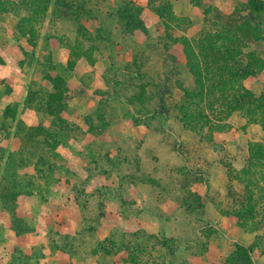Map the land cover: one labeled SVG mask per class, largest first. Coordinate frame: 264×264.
Returning <instances> with one entry per match:
<instances>
[{
	"label": "rangeland",
	"instance_id": "1",
	"mask_svg": "<svg viewBox=\"0 0 264 264\" xmlns=\"http://www.w3.org/2000/svg\"><path fill=\"white\" fill-rule=\"evenodd\" d=\"M20 2L0 0V40L10 28L24 42L25 105L52 119L29 126L18 104L0 100V213L15 230L34 224L15 211L19 194L69 190L75 206L53 213L74 221L51 223L49 264H114L125 254L157 264L161 240L131 225L148 217L188 222L190 239L212 237L211 222H234L244 245L226 264H239V246L264 258V191L244 175H264V130L231 100L240 88L264 95V74L243 73L264 63V9L251 0H29L17 12ZM50 44L70 49L66 64L52 63ZM77 68L76 88L67 70ZM8 90L1 81L0 94ZM72 94L84 97L73 106L88 132L64 118ZM71 140V152L58 155ZM107 197L121 202L118 218L104 209ZM73 224L75 234L64 235ZM43 242L0 249L2 264H39Z\"/></svg>",
	"mask_w": 264,
	"mask_h": 264
},
{
	"label": "crops",
	"instance_id": "2",
	"mask_svg": "<svg viewBox=\"0 0 264 264\" xmlns=\"http://www.w3.org/2000/svg\"><path fill=\"white\" fill-rule=\"evenodd\" d=\"M14 1L17 2L20 0ZM261 1L264 3V0ZM8 17L10 20L12 15L9 14ZM91 21H94V19L88 18L85 19L84 23ZM4 32L8 37V40L6 42L0 40V83L1 81H6L9 85V90L5 94H0V100H3L5 104H18L20 106L19 116L27 123V125L35 127L38 125L44 126L46 124L47 126H50V120L52 119L51 116L47 115V117H42V115H40L41 112L37 109L33 108L31 105H25L28 95L29 81L27 80L25 69H23L22 65V59L24 58L23 51L25 49L24 42L14 39L10 28L5 29ZM50 45L51 46L46 53L50 56L52 63L57 65L66 64L70 56V49L57 44ZM81 64L88 65V63L80 62L79 66L81 67ZM67 72H70L74 83L73 86L77 88V84H79L78 82L80 81H75V77H83V71L77 68L74 71L67 70ZM65 81L67 83L66 79ZM94 82L93 84L100 82L98 75L96 76V79H94ZM49 83L51 84L52 81L49 80ZM93 84L90 86L92 87ZM88 90L90 91V89ZM88 90L86 89L87 93ZM85 95L87 94L85 93ZM79 97L84 98L81 95L72 94L71 99H68L69 101H67L68 105L71 106V109L67 112H63V115L66 122L75 127V129L88 132L89 127L83 121V113L80 112L79 108L74 110L73 104H77L78 100L79 107H82L81 104L84 99ZM91 102L94 104V101ZM72 142L74 141L71 140L67 143H59L56 146L58 155L65 157L71 152ZM58 193L59 194H53L51 197L48 196L44 199L34 192L21 193L17 196L14 201L15 211L18 212L19 210H22L33 216L32 219L34 224L31 225V230H15L11 225L9 215L5 213H2V215L0 213V249L3 252L10 250L12 245L19 246L25 244L26 240L29 245L34 246L35 241L43 239L42 250L44 256L39 264H49L47 262L48 254L46 250H50L51 248L50 243L47 242V233L49 232V229H51V223L58 222L57 224L52 223L53 226H57L61 224V222L74 221L72 220V216L65 215L62 211L53 213L54 207H58L59 210L63 209L68 211L72 206H75V202L73 201L69 190H67L66 194L63 193V190H59ZM61 193H63V197L61 196ZM204 193L205 191L201 190L198 194L203 195ZM135 203L132 204L133 208L137 205ZM103 207L105 210L110 209L112 214H114V212L117 213L115 216L118 218V214L121 211V202L117 199H109L107 197L103 199ZM163 211L166 212L165 207H163ZM166 213L169 214V212ZM106 215L107 214L105 213V216ZM167 219H169V217L164 220L156 219L155 217H148L147 219L138 218V220L131 223L132 228L141 230L148 235L157 237L161 240V243L158 246L161 251L164 252V255L157 260L159 261L157 264H226L229 255L234 251L235 245L244 243L243 240H241L243 239L242 237L234 236V233L237 232L234 222H211V225L209 226L217 231L211 235L212 237H202L199 233L197 238L190 239L191 235L189 236V228L191 227V224L188 222H171L172 219L169 222ZM60 226L62 232L63 226ZM76 230L77 225L73 224L71 227L67 226L64 235L71 236L72 234H75ZM197 247L198 251L196 250ZM3 252L2 254L0 253V264L6 261L5 253L3 254ZM128 257L129 256L125 254L114 264H132L128 260ZM250 258L252 259L253 264H264V258L256 251L251 254Z\"/></svg>",
	"mask_w": 264,
	"mask_h": 264
},
{
	"label": "trees",
	"instance_id": "3",
	"mask_svg": "<svg viewBox=\"0 0 264 264\" xmlns=\"http://www.w3.org/2000/svg\"><path fill=\"white\" fill-rule=\"evenodd\" d=\"M24 2L25 3L29 2V0H21V2L17 5V8H16L17 12L26 11V7L23 5ZM34 2L39 3L40 0H34ZM251 2H252L253 8H256L259 10L264 9V3L262 1L251 0ZM31 4H32V2H31ZM28 21L31 22L32 20H28ZM243 73L245 74V76H248V75L257 76L261 73L264 74V63L259 62L258 65H256V64L252 65V63L248 64V66L245 67ZM232 97H233L231 99L232 103L234 105H236V108H240L242 110L243 107H245L244 109H246L247 117H249V118L250 117H257L258 122L260 123V125L262 126V128L264 130V95L256 96L251 91L240 88V90L237 91ZM230 111H232V109H230ZM234 111H235V109H234ZM244 172H245L244 175L246 176L245 182L247 183V185L249 187H253V188L258 187L260 192H263L264 188L259 187L257 184H258V181H261V182H263V185H264V175L261 176V175H259V172H258L257 174L259 177L254 178L253 174H255V173L252 172L251 170H247ZM234 254L238 257L239 264H253L251 261V258H250V254H251L250 249L239 246L236 249V252H234ZM128 260L132 264H137L136 261L134 259H132V257H130V256L128 257Z\"/></svg>",
	"mask_w": 264,
	"mask_h": 264
}]
</instances>
